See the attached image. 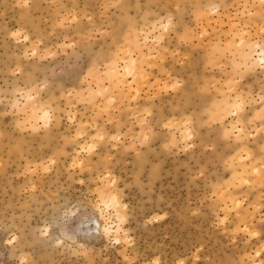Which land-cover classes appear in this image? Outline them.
Wrapping results in <instances>:
<instances>
[{
    "label": "rangeland",
    "instance_id": "374dc122",
    "mask_svg": "<svg viewBox=\"0 0 264 264\" xmlns=\"http://www.w3.org/2000/svg\"><path fill=\"white\" fill-rule=\"evenodd\" d=\"M0 264H264V0H0Z\"/></svg>",
    "mask_w": 264,
    "mask_h": 264
},
{
    "label": "bare ground",
    "instance_id": "6f19581e",
    "mask_svg": "<svg viewBox=\"0 0 264 264\" xmlns=\"http://www.w3.org/2000/svg\"><path fill=\"white\" fill-rule=\"evenodd\" d=\"M225 107V106H224ZM227 107L228 106H226L225 107V110H227ZM44 112L45 111H43V114H42V117H44L45 116V114H44ZM31 116H33V119L35 120L36 119V117H37V113H34L33 115H31ZM30 116V117H31ZM233 200H235V198H233ZM99 218H100V221H97V224H98V232H100V233H106V234H110L111 233V226H109V224L106 222V218H104V215H103V213L101 212H99Z\"/></svg>",
    "mask_w": 264,
    "mask_h": 264
}]
</instances>
